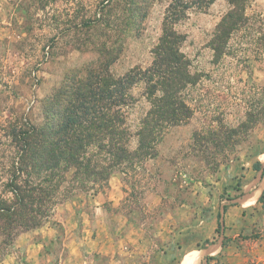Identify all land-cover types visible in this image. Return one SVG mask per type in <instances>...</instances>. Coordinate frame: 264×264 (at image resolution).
Listing matches in <instances>:
<instances>
[{"label": "rangeland", "instance_id": "1", "mask_svg": "<svg viewBox=\"0 0 264 264\" xmlns=\"http://www.w3.org/2000/svg\"><path fill=\"white\" fill-rule=\"evenodd\" d=\"M170 1L152 0L136 22L130 11L140 0H0V140L68 70L84 75L102 44H120L111 73L139 71L122 106L134 150L150 107L142 73L152 64ZM228 8L215 0L173 24L197 79L183 90L192 115L168 127L143 162L152 177L136 176L147 182L143 192L113 175L75 193L41 226L20 234L0 264H264V122L251 125L214 169L207 164L214 149L194 151V132L237 126L248 105L259 106L264 86V51L255 35L234 33L218 62L206 46ZM246 14L263 18L264 0H246ZM259 162L263 168L255 169Z\"/></svg>", "mask_w": 264, "mask_h": 264}, {"label": "trees", "instance_id": "2", "mask_svg": "<svg viewBox=\"0 0 264 264\" xmlns=\"http://www.w3.org/2000/svg\"><path fill=\"white\" fill-rule=\"evenodd\" d=\"M140 1L143 5L130 11L136 22L145 17L152 0ZM214 1L168 3L162 32L151 49L152 64L142 73L150 107L140 119L134 150L127 145L129 131L122 106L125 89L135 82L139 71L133 69L120 77L111 73L110 65L120 54V44L111 48L102 44L97 57L84 68V75L79 70H68L59 84L51 86L43 97L33 99L30 116L19 128H4L5 140H0V262L20 234L41 226L57 203L77 192L94 189L113 175L125 181L127 188L143 192L147 182L135 179L146 174L143 162L155 155L156 145L168 127L192 115L183 90L197 79L179 50L182 36L173 24L191 7L205 8ZM226 1L229 8L206 43L214 61L222 58L231 36L240 31L255 35L254 40L264 51V17L251 21L246 14V0ZM260 92L259 106L248 105L244 121L237 126L220 124V131L194 132L197 145L192 150L203 154L208 147L215 151L213 156L209 151L212 159L207 164L211 168L220 164L251 125L264 122V86ZM254 167L261 169L263 163ZM210 257L205 255L206 259Z\"/></svg>", "mask_w": 264, "mask_h": 264}, {"label": "crops", "instance_id": "3", "mask_svg": "<svg viewBox=\"0 0 264 264\" xmlns=\"http://www.w3.org/2000/svg\"><path fill=\"white\" fill-rule=\"evenodd\" d=\"M244 195H245V194H244ZM244 195H243V196H244ZM238 199H239V196L235 197V200H234V201H236V202H237V201H238ZM234 204H235V205H233V207H234V206H237V205H236V203H234Z\"/></svg>", "mask_w": 264, "mask_h": 264}]
</instances>
